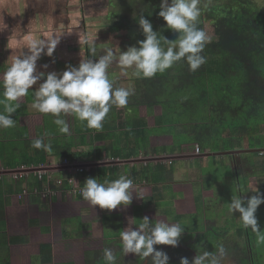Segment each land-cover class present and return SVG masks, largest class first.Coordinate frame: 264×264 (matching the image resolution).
I'll return each instance as SVG.
<instances>
[{"label": "rangeland", "instance_id": "374dc122", "mask_svg": "<svg viewBox=\"0 0 264 264\" xmlns=\"http://www.w3.org/2000/svg\"><path fill=\"white\" fill-rule=\"evenodd\" d=\"M1 1L3 5L8 6L7 12H9L10 17L13 15L10 23L14 24V28L17 29L16 33L27 34V39L37 38L41 35L60 37V42L54 51V56L56 58L60 57V65H57L59 72L66 70L65 60L68 59L69 52L78 51V54L75 55L78 63L75 62L76 57L72 56L73 60L69 64L78 66L81 59H98L104 54V49L107 47L118 45L122 51H126L129 46L137 45V42L140 41L141 29L135 19L141 13L147 11L149 5L153 4V0H0V3ZM258 2L264 9V0H258ZM23 17L24 20H22ZM21 20L24 22V26L21 25ZM83 20L85 21L83 22ZM164 22L163 18H158V21L154 24L162 25ZM76 23L82 25L84 23L85 28L80 31L74 27V30L79 33L74 37L69 36L68 39H62L65 34L73 31L68 28L76 25ZM117 24L121 26L122 30H116L119 27ZM64 29H68V31L65 32ZM66 45H70V49H67ZM85 47H88L89 50L87 49V51L90 55L85 53ZM62 53L64 55L61 56ZM47 64H50V62L48 61ZM177 64L182 65V62L179 61ZM108 74L110 79L114 81V86L129 88L134 96L138 91L137 88L142 83L141 80H143V78L122 76L115 63L108 69ZM137 97H139L140 102H143L142 96ZM207 104L205 102L202 107L199 103L200 110L195 107L194 110H191V108H187L186 102V111L184 110L185 112L181 115L175 112V104L173 105L172 102L169 106L159 109H156L153 105H151V108L150 106L146 108L145 105L140 104V108L145 107L146 109L144 114L139 117L142 120H139L138 123L143 124V127H145L146 137L153 138L167 134V139H165L167 145L164 146L158 140H155V144L160 145L161 149L165 147L167 153L170 154L169 156H172L174 145L183 144L182 152L176 153L177 155L180 154L183 159L176 158L164 161V174L161 173L160 181L164 182L163 178L168 177L167 184H155L153 188L155 195L151 199L147 210H142L140 200L134 201L132 199V202L125 206V208L127 207L125 213L115 214L111 217L112 222H108L110 229L106 226L107 222H101L98 218L94 220L100 240L104 241L103 247L99 246V249L95 248V251L103 253L104 248H111L116 255V264H148V261H144L135 254L125 256L121 252L120 237H107L110 235L115 236L112 234L111 229L116 227L120 229V222L116 217H120L125 229L129 226V218L142 220L147 216L153 221L165 219L170 224H180L184 228L178 246H154L158 250L165 251L171 262L180 263L181 257H187L191 261L198 253L202 254L204 251L219 256L218 250L223 247L224 256L221 258L220 264H248L250 259V248L246 241L248 239L249 244L252 246L254 260H259L256 264H264V242L258 243L257 234L251 228L246 229L242 226V222L238 218V212L229 211V203H231L234 194H241L242 197L250 198L255 194L252 192L255 188H258L260 193L264 194V158L262 152H259L260 155L254 152L241 153L249 159L247 160L250 163L241 161L240 157L237 158V156L220 154L234 150L264 149V145L259 146V143L264 142V124L261 126V133L256 136L251 135L254 136V140L251 142L252 147H249L250 135H245L243 132L233 135L230 130L221 131V128L231 123L230 117H227V122L220 127L221 125L216 124L206 113L204 108ZM44 117L45 121L41 116L26 121L31 126L30 138L39 137L41 127L44 126L43 128L46 129L48 124L53 123L52 118L46 117V115ZM163 117L165 119H162ZM262 121L264 123V119ZM254 122L255 118L251 115L247 119V128L253 129ZM49 127H54L55 133L56 130L59 132L54 123ZM8 130L4 129V132ZM174 133L178 134L177 141L174 140ZM194 138L205 141L209 145V153L218 155L188 158V154L197 153L199 144L194 141ZM56 140L57 138L52 139L57 143ZM137 141L139 146L142 143L144 145L140 138ZM204 153L205 151L199 152L201 155ZM234 157H236V165ZM82 159L83 157H80L79 162H82ZM55 160L60 162L58 159ZM123 215H125L124 218ZM255 215L260 229L264 231V204L259 206ZM14 217L18 219V217ZM106 217H108V214H105ZM12 227L17 229L11 230L10 237H19L18 240L25 242L32 241L37 237L38 230L30 228L22 221L19 222L17 227L15 225ZM132 227L135 229L137 225H132ZM240 229H243L245 234H238ZM60 235V233H56L55 236L51 235L49 237L51 238V245L60 241ZM105 235L107 236L105 237ZM18 249H31L32 251L33 247ZM7 256H9V253L5 250L0 252V261ZM28 256H31V258L23 263L15 262V259L10 260V262H13V264H43L39 261L37 255L31 254Z\"/></svg>", "mask_w": 264, "mask_h": 264}, {"label": "clouds", "instance_id": "9594fccd", "mask_svg": "<svg viewBox=\"0 0 264 264\" xmlns=\"http://www.w3.org/2000/svg\"><path fill=\"white\" fill-rule=\"evenodd\" d=\"M200 3L201 0H161L158 15L166 22L167 29L178 34L174 40L160 31H154L152 23L140 16L138 23L145 38L138 41L137 45L129 46L126 51H122L118 45L107 47L98 59H81L78 66L67 65L66 70L59 73L37 72V61L42 55H53L60 37L28 40L24 50L10 56V63L0 73V105L3 106L0 111V129L15 126L12 114L21 107V98L26 97L33 85L38 83V88L33 91L31 107L41 114H51L59 132L70 134L66 117L85 122L88 129L100 131L113 107L122 108L128 104L133 92L126 87H114V81L108 74L113 63L120 69L122 76L129 78H151L157 73H164L182 59L189 65V70L195 72L206 62L201 53L207 35L197 24L202 11ZM48 67L47 64L43 65L45 69ZM30 146L51 150V144H46L43 137L32 140ZM197 149L199 154L201 151ZM134 184L126 175L111 181L105 179L102 183L97 178L89 177L80 191L83 199L92 206L98 205L101 209L111 211L121 205L128 206L133 193L143 199L142 190H137ZM252 192L255 194L250 198L234 194L229 211L239 213L242 226L251 228L257 234L259 243L264 242V231L260 229L255 214L259 206L264 204V194L258 188ZM132 225L138 227L134 229ZM183 232L184 228L180 224H170L165 219L153 221L147 216L142 220L129 218V226L120 231L121 252L125 256L135 254L147 260L148 264H169L168 254L154 246L176 247ZM218 251L219 256L209 251L198 253L191 261L181 257L180 264H220L224 248ZM103 259L106 264H116V255L111 248L103 249Z\"/></svg>", "mask_w": 264, "mask_h": 264}, {"label": "trees", "instance_id": "16d2710c", "mask_svg": "<svg viewBox=\"0 0 264 264\" xmlns=\"http://www.w3.org/2000/svg\"><path fill=\"white\" fill-rule=\"evenodd\" d=\"M160 3L161 0H153V4L149 5V9L137 16L135 21L138 22L139 17L143 16L152 23L154 31H160L167 38L174 40L178 34L167 29L166 22L162 25L154 24L158 21V18H161L158 15ZM200 7L202 11L197 24L207 35V41L201 53L205 57L206 62L198 70L192 72L189 70L187 62L182 59V65H178L176 62L164 73H157L151 78H143L135 96L140 95L143 97L142 99L144 100L140 104L146 107L150 106V108L153 105L156 109L169 106L170 102H172L173 105L175 104L174 110L178 115L186 111V102L187 108H191V110H194V107L200 110V107H203V104L207 102L208 104L204 108L206 113L216 124L219 123L220 127L227 122V117L231 119V123L221 128V131L230 130L233 135L239 132H243L245 135L249 134V147H252L251 142H253L254 136L261 133V126L264 124L262 121L264 119V9L258 0H202ZM117 25L119 27L116 30H122L121 26ZM139 38L140 40L145 38L142 30ZM2 110L3 106L0 105V111ZM251 115L255 118L253 129L247 128V119ZM18 116L19 114L17 113L12 114L13 119ZM196 125L198 126V124ZM114 128L116 129L115 126L109 127V131ZM8 129L6 132H4V129H0V168L17 169L44 166L49 164L50 158H56L63 162L77 159V154L72 148L73 145L67 138L66 142H62L57 138V143H55L52 141V139H56L55 137L44 136L43 128L41 133H39L40 136L33 139L29 138L23 128L16 130L15 127H11ZM103 129L104 127L102 130L97 131L86 128L87 131L93 130L96 133L94 143L96 145L95 156L97 160L103 161L108 158L130 159L135 154L139 155V150L136 151L134 149L139 147L137 143L136 146L131 147L130 153L122 154L126 149H119V144L122 145L119 142L116 146L117 152L113 149H109L107 152L106 135L102 132ZM252 134L254 136H251ZM113 136L114 134H111V137ZM174 136V140L177 141L178 134ZM40 137H43L46 144H51L50 151H52V154H49V151L34 149L30 146L32 140ZM81 138L83 141L85 140L84 134H82ZM194 141L199 144L201 152L209 148V145L200 138H194ZM259 144V146L264 145V142ZM182 145H174L172 154L182 151ZM128 146H131V144H128ZM140 149H144L143 143ZM257 155H260V153H257ZM262 157L264 158V154ZM160 167L164 169V165L159 163L152 172V168L148 166L142 173L135 171H133V174L129 173V177L133 181H136L138 176L141 177V175L144 180H148L147 182L152 181V184L146 185L145 188L140 187L141 189L143 188L142 191L145 196L152 193L155 184L160 182ZM106 169L104 171L103 168H99L98 170L86 172L78 179L77 184L84 186L83 184L89 177L97 178L101 183L105 179L111 181L119 178V174L115 172L114 167L111 176L106 174ZM155 172L156 174H154ZM64 174L63 171L57 173V175ZM37 180L36 187L41 190L46 189L45 179ZM9 215V208L4 199L3 186L0 184V238L2 240L8 238L5 230L10 222L8 219ZM111 217H103V222H107V227L109 226L108 222H112ZM122 217L124 218L125 215ZM116 218L120 222V229L117 227L111 229L113 231L112 234L115 236L105 235V237H120V231L124 229V226L120 217ZM45 228L47 229V234L44 233L43 235L44 240L42 239L40 250L42 253L47 252L48 255L41 262L43 264H53L51 238H49L51 232H49L50 229L48 227ZM108 229L110 228L108 227ZM238 234L242 235L245 232L240 229ZM69 237L71 236L65 235L64 239ZM18 238L11 236L10 239L18 240ZM103 262L102 252L93 251L87 254L86 264H103ZM251 262L256 264L259 260H254V255L251 254ZM169 264L180 263L169 261Z\"/></svg>", "mask_w": 264, "mask_h": 264}, {"label": "crops", "instance_id": "0c3cea01", "mask_svg": "<svg viewBox=\"0 0 264 264\" xmlns=\"http://www.w3.org/2000/svg\"><path fill=\"white\" fill-rule=\"evenodd\" d=\"M7 5H3L2 1L0 3V68L1 72H3L8 63H10V56H15L19 54L21 51L24 50V43L28 41L26 38V34H18L17 29L14 28V24L12 22V17H10L9 12H7ZM6 25H4V24ZM7 32V33H6ZM17 34V35H16ZM77 33H68L66 34L65 39H68L69 36H76ZM53 36H51L52 38ZM45 39L46 37L41 35L37 36L34 39ZM103 38V37H102ZM63 39V38H62ZM30 40V39H29ZM88 42V41H87ZM63 43V42H62ZM89 43V42H88ZM62 47V45H61ZM67 49H70V45H66ZM87 55L89 51H87L88 47H85ZM89 50V49H88ZM26 51V50H25ZM78 54L76 50L74 53H68L66 65H69L70 62L73 60L72 56L76 57L75 55ZM64 55L63 53L61 56ZM90 55V54H89ZM47 56V55H45ZM87 57V56H86ZM59 58L54 56V53L51 57H47L45 62L40 63V60L37 61V72L41 71H51L58 70ZM50 64H47V62ZM76 63H78L76 57ZM45 64L49 65L47 69H42V66ZM59 73V72H58ZM43 82V81H40ZM39 84L33 85L32 89L29 90V94L26 97L21 98L20 104L21 107L17 110V114L19 116L14 119L15 120V129L23 128L26 130L29 138L31 137V126L26 123L31 118H38L39 116L45 121V114H41L35 109L31 107L33 102V91L38 88ZM119 87V86H114ZM140 99L134 95H131L128 98V104L122 108L113 107L111 111L108 113L107 117L103 121V133H105V144L107 145V152L109 149H113L116 151V146L119 143V149H126L123 151L122 154L130 153L131 147L136 146L138 142L137 139L140 138L141 142H144V149H140L139 147L134 148L136 151L139 150V155H134L130 159H113L108 158L103 161H99L96 158L95 154V143L94 137L95 132L92 130H86V123L81 122L73 117H66V120L69 123L70 127V134H62L60 132L55 133V129L52 127L50 128L51 124H48L47 128L43 131L45 132V136L55 137L60 139L62 142L68 139L69 142L73 145V150L77 154V159L72 160L73 162H77L80 165L86 164H94L98 163V166L90 167L87 172L90 170H98L99 168H103L104 171L106 168V174L112 175V169L115 168V172L120 175L130 176L129 173L133 174L135 172H144L146 167H151L152 170L156 169L155 167L158 166L159 163H162L165 166L164 161L156 162V161H147V162H140L135 161L132 163H128L125 161L128 160H140V159H152L158 157L169 156L170 154L167 153V149L163 147L160 148V145L155 144V140L161 141L162 144H165V139H167V134L165 135H158L160 137H153L148 138L146 137L145 127L143 124H139L138 121L142 120L139 119L140 116L144 114V110L147 108L143 107L140 108ZM124 108V109H123ZM123 110V111H122ZM25 111V113H24ZM14 114V113H13ZM46 117L52 118V122L54 117L51 114L46 115ZM157 116L155 118V121ZM162 119H165L164 117ZM25 122V123H24ZM45 125V123H44ZM115 126L116 129H111L109 131V127ZM144 128V130H142ZM54 129V131H53ZM108 129V130H107ZM109 132V133H107ZM41 133V132H40ZM43 133V132H42ZM49 133V134H48ZM54 135H52V134ZM82 134L85 136V140H82ZM111 134H114L111 137ZM110 135V136H109ZM157 135V134H156ZM33 139V138H31ZM66 142V141H65ZM131 144V146H128ZM151 145H153L151 147ZM167 145V144H166ZM184 146V145H183ZM182 146V147H183ZM128 148V149H127ZM117 152V151H116ZM182 151L178 152L181 153ZM209 149L205 151L204 154L209 153ZM153 153H155L153 155ZM49 154H52V151H49ZM78 154H80L78 156ZM158 154V155H157ZM197 154L193 152V154H188V158H192L195 156L203 157L205 155ZM174 156V154H172ZM175 156H181L175 155ZM186 156V155H184ZM83 157L79 162V158ZM179 159H183L181 157H177ZM56 158H50L49 165L50 166H57L61 165L62 161L58 162L55 160ZM187 159V158H184ZM55 160V161H54ZM118 162V163H107L102 164L103 162ZM101 163V164H100ZM149 163V164H148ZM148 164V165H147ZM84 165V166H85ZM1 170H6L3 167L0 168ZM161 173L164 174V169L160 167ZM55 175L60 170H51ZM105 173V172H104ZM156 174V172L154 173ZM19 175V176H17ZM114 175V174H113ZM131 178V177H129ZM163 178V177H162ZM38 177L35 173H18V174H0V184L3 186V194L4 199L7 203V207L9 208V223L7 225V229L5 233L7 234V239L2 240L0 238V252L5 250V252L9 253V256L2 259L0 264H13L10 260L15 259V262L23 263L29 258H31V254L37 255L39 257V261L43 260L48 253L41 252L40 245L43 242V235L47 232L45 227L50 229L51 235L55 236L56 233H60L61 239L59 238L58 243H53L52 246V256H53V264L58 263H66L72 262L74 264H86L87 254L99 249V246L103 247V240H100L99 233H97L96 225L94 224L95 219H99L103 222V217L105 214L108 216L120 215L125 213V206H119L117 210H107L101 209L98 205L92 206L88 201L84 200L81 196H74L68 193L63 192L62 190H57L56 195L49 197L47 196L43 190L38 189L36 187ZM164 182L160 181L159 184L166 185V180L168 177L163 178ZM148 181V180H147ZM144 180V177L141 175L138 176L137 181L135 182L134 186H137V190H142L146 187V185L152 184ZM140 187H143L142 189ZM152 188V187H151ZM146 191V190H145ZM144 191V192H145ZM143 192V191H142ZM155 193L152 190V193H149L148 196L143 194V199L138 198L135 193H133V200H140L141 208L143 211L147 210L150 206V201L153 199ZM145 197V198H144ZM145 199V200H144ZM138 207V206H137ZM19 208V210H18ZM133 209V208H129ZM106 210V211H105ZM137 215L136 212H134ZM153 214V213H152ZM14 216L18 217L15 218ZM22 221L24 224L29 226L30 228H34L38 230V234L36 239H32V241L25 242L21 240H13L10 239V232L11 230H16L17 228L12 227L19 224ZM25 229V227H23ZM22 230V228H20ZM20 230V231H21ZM47 234V233H46ZM71 236L69 238H65L64 236ZM105 238V237H104ZM43 239V240H42ZM32 246L33 250H19L18 248H28ZM168 246V245H165ZM146 261V260H145ZM105 264V260L103 262Z\"/></svg>", "mask_w": 264, "mask_h": 264}, {"label": "built area", "instance_id": "2783aa9c", "mask_svg": "<svg viewBox=\"0 0 264 264\" xmlns=\"http://www.w3.org/2000/svg\"><path fill=\"white\" fill-rule=\"evenodd\" d=\"M261 154L263 155L264 152ZM44 166L56 168L55 170L63 168L60 169V171L65 173L64 175H55L51 170L35 172V175H37L39 180L45 179L46 189L44 190V193L47 196L52 197L56 195L57 190H62L63 192L74 196H82L80 190L83 186L78 185L77 181L84 175L86 171L89 170L90 167L80 165L77 162H73L71 160H65L61 163V165L57 166H50L49 164Z\"/></svg>", "mask_w": 264, "mask_h": 264}, {"label": "water", "instance_id": "95a60500", "mask_svg": "<svg viewBox=\"0 0 264 264\" xmlns=\"http://www.w3.org/2000/svg\"><path fill=\"white\" fill-rule=\"evenodd\" d=\"M247 152H254V153H259V152H264V149H249V150H234V151H229V152H224V153H220V154H230V155H238V154H241V153H247ZM205 156H209V155H218V154H212V153H207V154H204ZM177 157H181V156H164V157H158V158H152V159H140V160H128V161H125V162H128V163H132V162H135V161H140V162H147V161H156V162H160V161H167V160H173V159H176ZM107 163H118L117 161L116 162H110V161H107V162H103L102 164H107ZM101 164V163H100ZM85 165V164H84ZM99 164L97 163H94V164H86L85 166L87 167H95V166H98ZM52 169H56V168H50V167H47V166H42V167H30V168H17V169H6V170H1L0 171V174H18V173H35V172H38V171H47V170H52Z\"/></svg>", "mask_w": 264, "mask_h": 264}, {"label": "flooded vegetation", "instance_id": "af4514ba", "mask_svg": "<svg viewBox=\"0 0 264 264\" xmlns=\"http://www.w3.org/2000/svg\"><path fill=\"white\" fill-rule=\"evenodd\" d=\"M22 20H24V17L22 18ZM21 20V25L22 26H24V22ZM85 20H83V22H84ZM74 27H75V29H77V30H80V31H82V29H84L85 28V26H84V23H83V25L82 24H80V23H76V25H72V27L71 28H68V29H72L73 31H71V32H69V33H79V32H76L75 30H74ZM68 29H64L65 30V32L66 31H68ZM84 33H86V32H84ZM27 35V34H26ZM65 36H66V34H65ZM46 37V39H49V38H51V37H47V36H45ZM30 39H34V38H30ZM63 39H65V37H63ZM29 40V39H28ZM24 45H25V43H24ZM26 50V49H25ZM27 51V50H26ZM48 56H45V55H42V57L39 59L40 60V63H41V61L42 62H45V59L47 58ZM66 61V60H65ZM51 71H55V70H51ZM51 71H49V72H51ZM56 72H59V70H56ZM198 148H199V146H198ZM232 156H237V158L238 157H240L239 159L241 160V161H248L249 159L248 158H246V157H244L242 154L241 155H232ZM235 158L236 157H234V161H235V165L237 164L236 163V160H235ZM248 159V160H247ZM249 162V161H248ZM241 163V162H240ZM243 163V162H242ZM250 163V162H249ZM247 165H249V164H247ZM237 171V170H236ZM239 173V172H238ZM240 174V173H239ZM186 236V235H185ZM184 236V237H185ZM246 241H247V243H248V246H249V248H250V259H249V262H248V264H252V262H251V254H252V250H251V245L249 244V242H248V239H246ZM199 245H202V244H199ZM186 248H188L187 246H185ZM202 247V246H201ZM190 248V247H189ZM188 253H189V251H188ZM147 261V260H146ZM247 262V261H246ZM245 262V263H246Z\"/></svg>", "mask_w": 264, "mask_h": 264}]
</instances>
